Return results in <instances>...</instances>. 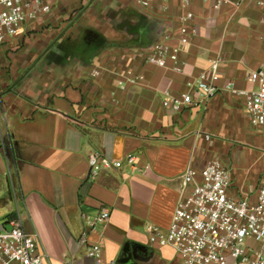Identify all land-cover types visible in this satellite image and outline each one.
Masks as SVG:
<instances>
[{"label":"crops","instance_id":"1","mask_svg":"<svg viewBox=\"0 0 264 264\" xmlns=\"http://www.w3.org/2000/svg\"><path fill=\"white\" fill-rule=\"evenodd\" d=\"M48 1L50 11L0 43L1 224L18 211L40 237L44 264H98L79 237L86 215L107 206L110 218L89 235L102 245L101 264L117 263L127 244V264H181L173 247L151 243L146 227H169L184 171L219 158L230 171L229 195L250 201L264 175V126L252 128L243 97L223 89H253L249 73L264 69V0H191L187 8L181 0L148 8L140 0ZM188 10L194 33L180 45L183 71L146 62L164 33L177 44ZM215 57V95L180 110L164 106L166 91H187ZM93 149L113 160L133 153L135 167L91 179Z\"/></svg>","mask_w":264,"mask_h":264},{"label":"built area","instance_id":"2","mask_svg":"<svg viewBox=\"0 0 264 264\" xmlns=\"http://www.w3.org/2000/svg\"><path fill=\"white\" fill-rule=\"evenodd\" d=\"M209 2L210 0H202ZM152 0H140L144 8ZM191 0H181L187 8ZM218 7L227 4L240 6L241 1L213 0ZM48 0H0V43L15 36L28 20L50 11ZM194 17L187 11L172 45L169 33L155 41L147 50L145 61L176 72L184 69L180 57V45L188 44L194 28L189 21ZM220 59L210 58L208 66L188 83V90L178 97L166 91L163 104L172 110L190 105H200L215 95L220 88L215 81L218 77ZM100 75L93 69L91 76ZM135 81L133 78L127 79ZM248 80L255 83L253 89H241L233 82H227L223 89L241 96L244 109L252 128L264 126V69L253 70ZM124 88L126 83L119 80ZM209 136L207 135V138ZM136 155L127 153L122 160H113L99 150L88 153L89 177L95 179L103 169L121 168L127 163L135 167ZM181 197L178 200L172 221L167 229L148 224L146 230L153 245H169L181 258V264H264V175L258 182L256 199L235 198L228 193L230 171L219 158H213L202 168H187L182 174ZM110 208L104 206L93 215H86L85 226L79 243L86 247V254L98 264L102 263V245L89 240V235L98 225L110 218ZM9 225L10 229L5 228ZM45 252L36 231H26L21 214L6 224H0V264H44ZM230 260V262H229ZM110 264H117L110 261Z\"/></svg>","mask_w":264,"mask_h":264},{"label":"water","instance_id":"3","mask_svg":"<svg viewBox=\"0 0 264 264\" xmlns=\"http://www.w3.org/2000/svg\"><path fill=\"white\" fill-rule=\"evenodd\" d=\"M5 228L10 229L9 225H5ZM127 247L130 248L129 244L126 245L124 248V251L122 253V256L117 260V264H127L132 257V253L130 252V249L127 250Z\"/></svg>","mask_w":264,"mask_h":264},{"label":"rangeland","instance_id":"4","mask_svg":"<svg viewBox=\"0 0 264 264\" xmlns=\"http://www.w3.org/2000/svg\"><path fill=\"white\" fill-rule=\"evenodd\" d=\"M8 209V203H4L3 205L0 204V224L2 222V219L4 218V214H6L5 212H7ZM230 262V260H229Z\"/></svg>","mask_w":264,"mask_h":264}]
</instances>
